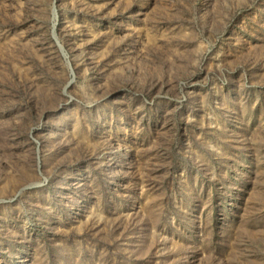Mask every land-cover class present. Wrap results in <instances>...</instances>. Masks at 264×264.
<instances>
[{
	"label": "rangeland",
	"instance_id": "obj_1",
	"mask_svg": "<svg viewBox=\"0 0 264 264\" xmlns=\"http://www.w3.org/2000/svg\"><path fill=\"white\" fill-rule=\"evenodd\" d=\"M0 264H264V0H0Z\"/></svg>",
	"mask_w": 264,
	"mask_h": 264
}]
</instances>
